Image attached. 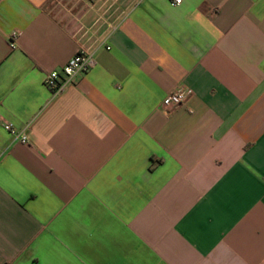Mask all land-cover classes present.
Instances as JSON below:
<instances>
[{
  "label": "crops",
  "instance_id": "1",
  "mask_svg": "<svg viewBox=\"0 0 264 264\" xmlns=\"http://www.w3.org/2000/svg\"><path fill=\"white\" fill-rule=\"evenodd\" d=\"M0 150V264H264V0H0Z\"/></svg>",
  "mask_w": 264,
  "mask_h": 264
},
{
  "label": "built area",
  "instance_id": "2",
  "mask_svg": "<svg viewBox=\"0 0 264 264\" xmlns=\"http://www.w3.org/2000/svg\"><path fill=\"white\" fill-rule=\"evenodd\" d=\"M183 0H168V2L173 5H179ZM17 36V32L13 31L9 39L11 45H13V40ZM95 58L92 53L80 50L75 55H73L61 68L52 69L45 74L44 84L49 88L52 93H59L68 85L76 83L79 77L84 75L90 68L95 65ZM191 90L187 87L180 86L176 89L170 91L165 95L161 101V109L164 112H168L174 107L180 105L189 95ZM4 128L13 134L16 140L21 143H27V136L20 131L14 129L11 125H4ZM4 152L0 150V158Z\"/></svg>",
  "mask_w": 264,
  "mask_h": 264
},
{
  "label": "rangeland",
  "instance_id": "3",
  "mask_svg": "<svg viewBox=\"0 0 264 264\" xmlns=\"http://www.w3.org/2000/svg\"><path fill=\"white\" fill-rule=\"evenodd\" d=\"M60 16H61V13H59V17ZM70 18L72 19L73 17H71L70 15L69 16L67 15V17L62 18V22L67 23Z\"/></svg>",
  "mask_w": 264,
  "mask_h": 264
}]
</instances>
